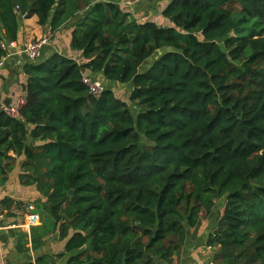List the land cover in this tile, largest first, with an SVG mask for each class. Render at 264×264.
Listing matches in <instances>:
<instances>
[{
  "label": "trees",
  "instance_id": "1",
  "mask_svg": "<svg viewBox=\"0 0 264 264\" xmlns=\"http://www.w3.org/2000/svg\"><path fill=\"white\" fill-rule=\"evenodd\" d=\"M84 8L72 47L86 63L36 60L22 119L0 113V187L9 153L23 157L67 264H171L221 200L207 264H264V0H171L166 26L121 0H0V59L23 18L53 34Z\"/></svg>",
  "mask_w": 264,
  "mask_h": 264
},
{
  "label": "crops",
  "instance_id": "2",
  "mask_svg": "<svg viewBox=\"0 0 264 264\" xmlns=\"http://www.w3.org/2000/svg\"><path fill=\"white\" fill-rule=\"evenodd\" d=\"M164 1L167 3L162 5L161 10L157 13L155 12L157 6L152 7L151 4L145 6V2L142 4L144 6L139 5V1L121 3V6L125 13L130 14L129 20L135 19L139 23L154 22L166 26L169 25V22L162 16V13L171 0ZM86 12V8L82 9L74 19L53 34L50 26L40 27L36 17L23 18L18 41L4 40L3 48L6 54L2 57L3 66L0 71V113H3L1 109L3 105L13 107L18 104L21 98H26V68L29 65L46 61L56 55L75 60L80 65L86 63L83 53L72 47L73 34L79 30L86 17ZM3 33L1 31L2 35ZM43 38H49V42L42 49V58L36 62L26 54L25 45ZM84 73L91 79L102 78L101 75L94 74L89 70H85ZM108 85L111 88L114 87V85ZM31 129V126L26 125L28 134ZM27 144L34 146L37 145V142L28 137ZM9 156L14 161L10 163L11 170L7 182L0 187V212L5 214V217L0 221V264H67L68 257H63L66 240H60L58 233L53 238V234L45 224L48 215L39 205V202H44L43 196L38 192L36 186L21 184V164L24 158L17 157L13 152L9 153ZM32 214L38 215L40 220L35 225L26 228L25 225L29 223L28 216ZM199 226L200 224L191 230L194 231L193 238L198 242L200 238L204 237V244H207L214 225L206 232V236L199 234ZM187 243L186 240V245ZM213 250L215 254L218 247L213 246Z\"/></svg>",
  "mask_w": 264,
  "mask_h": 264
},
{
  "label": "rangeland",
  "instance_id": "3",
  "mask_svg": "<svg viewBox=\"0 0 264 264\" xmlns=\"http://www.w3.org/2000/svg\"><path fill=\"white\" fill-rule=\"evenodd\" d=\"M133 1H139L138 3L141 6H150L148 4H151L152 7L155 8V12L157 13L159 10H161V6L166 4L164 0H121V3H126V2H133ZM164 1V2H163ZM145 2V4H144ZM162 3V4H161ZM144 4V5H142ZM160 8H159V7ZM154 13V12H153ZM92 80L97 81L100 83L104 88L106 87L102 83V78H93ZM111 85H115L113 87V90L115 92V95L121 99L122 101L126 102L132 111H134V107L130 102V96H131V87L130 85H121V83L118 82H113L110 81ZM223 209V201H217V207L215 208V211L210 214H203L202 219L200 221V226H199V234L206 236V232L213 226V224L216 222L218 214ZM43 218V217H42ZM48 218V217H47ZM50 226V223L48 224ZM201 230V231H200ZM194 231L188 230V235H187V245H185L183 252L181 253L180 256L174 257L173 261L171 264H206L208 262L212 261L214 250L213 247L204 244L205 240L203 238H200L198 242L194 240V235H192ZM53 234V238H54ZM158 261H160L158 259ZM213 264V263H211Z\"/></svg>",
  "mask_w": 264,
  "mask_h": 264
},
{
  "label": "built area",
  "instance_id": "4",
  "mask_svg": "<svg viewBox=\"0 0 264 264\" xmlns=\"http://www.w3.org/2000/svg\"><path fill=\"white\" fill-rule=\"evenodd\" d=\"M49 42V38H43L37 41H32L30 43H27L25 45V52L26 54L32 59V60H39L42 56V49L45 45H47ZM4 47V46H3ZM3 66V59H0V71ZM85 84L88 86L91 94L94 96L98 97L100 96L104 88L103 86L98 83L97 81L92 80L91 78L85 77L84 79ZM27 101L26 98H21L20 101L16 106L9 107V106H2L1 109L4 114L11 118H16V119H22L21 117V110L22 108L26 105ZM5 217V214L0 212V221ZM39 216L36 214H32L28 216V224L25 225L26 228H29L36 223L39 222Z\"/></svg>",
  "mask_w": 264,
  "mask_h": 264
},
{
  "label": "water",
  "instance_id": "5",
  "mask_svg": "<svg viewBox=\"0 0 264 264\" xmlns=\"http://www.w3.org/2000/svg\"><path fill=\"white\" fill-rule=\"evenodd\" d=\"M71 194H73V192H71Z\"/></svg>",
  "mask_w": 264,
  "mask_h": 264
}]
</instances>
